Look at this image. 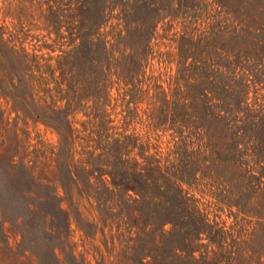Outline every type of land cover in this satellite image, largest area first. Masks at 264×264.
Wrapping results in <instances>:
<instances>
[{
	"label": "rangeland",
	"instance_id": "374dc122",
	"mask_svg": "<svg viewBox=\"0 0 264 264\" xmlns=\"http://www.w3.org/2000/svg\"><path fill=\"white\" fill-rule=\"evenodd\" d=\"M77 1L0 0V264H139L138 228L132 220L120 226L114 195L122 191L105 175V145L110 135H130L137 145L129 158L144 161L141 145L147 155L154 143L164 151L171 130L155 141L151 115L162 99L186 92L194 79L184 67L263 70L242 98L254 121L263 118L264 139V48L260 60L253 53L264 30L248 26L264 17V0H137L131 29L158 21L147 52L138 30L122 39L135 0H88L83 14L100 24L79 48L71 36ZM253 138L239 145L246 198L236 175L218 174L213 185L206 178L195 193L217 200V220L243 230L262 254L250 264H264V144L258 163Z\"/></svg>",
	"mask_w": 264,
	"mask_h": 264
},
{
	"label": "trees",
	"instance_id": "16d2710c",
	"mask_svg": "<svg viewBox=\"0 0 264 264\" xmlns=\"http://www.w3.org/2000/svg\"><path fill=\"white\" fill-rule=\"evenodd\" d=\"M77 3L79 18L71 36L75 34V40L81 39L79 48H86L92 44L89 36L100 22L83 14L88 9V0H78ZM130 6L124 17L128 32L122 39L127 40L138 30L146 41L143 49L147 52L158 21L146 19L141 24L147 25L148 21V27L131 29L139 20L134 18L133 21V17L140 5L135 0ZM151 6L150 12L157 14L161 10L156 5ZM54 24H57L56 20ZM248 26L264 30V17L253 15ZM263 48V43L255 44L253 53L257 60L261 59L259 55ZM64 61L70 62L66 58ZM245 69L241 72L236 68L229 69L227 74L220 71L219 66L203 62L184 67V74L192 70L190 78L194 79L192 83L186 81V92L176 93L175 99H162L154 110L155 114L151 115L155 141H159L162 135L158 131L171 130V139L164 151L159 150V143H154L155 150L149 155L145 154L146 147L141 145L140 155L144 161L128 157L134 150L129 146L137 145L133 144L130 135H110L111 141L105 145V175L108 174L114 187L122 191V194L114 195L120 207V226L132 220L138 228L137 241L142 249L139 264H250L255 253L257 260L262 258L261 251L253 250L249 244L252 240L243 238L246 235L243 230L233 233L232 226L217 220V200L213 196L205 202L196 196L197 192L205 191L204 187L200 188L202 180L209 178L213 185L219 174L229 180L236 175L241 182L242 196L246 198L247 187L243 181L248 178L246 173L249 170H243L247 161L242 160L244 153H240L239 145L245 138L253 136L259 141L257 162L260 156L263 157L264 139L260 132L263 118L254 121L251 117L258 115L252 114L249 105L243 104L246 98H242V92L249 86L247 82L254 83L261 77L258 75L260 69ZM187 98L190 99L186 101ZM239 113L245 117H240ZM255 130L257 134H254ZM110 199L105 200L106 205ZM225 199L220 202L224 203ZM247 250L252 252L248 256ZM147 257L150 260H146Z\"/></svg>",
	"mask_w": 264,
	"mask_h": 264
}]
</instances>
